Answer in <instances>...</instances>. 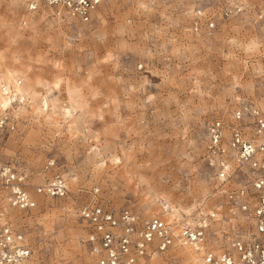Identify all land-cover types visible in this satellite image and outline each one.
<instances>
[{
  "label": "rangeland",
  "instance_id": "obj_1",
  "mask_svg": "<svg viewBox=\"0 0 264 264\" xmlns=\"http://www.w3.org/2000/svg\"><path fill=\"white\" fill-rule=\"evenodd\" d=\"M229 1L104 0L83 23L48 7L30 11L25 0H0V74L34 93L0 106L15 123L0 136V166L24 173L38 201L32 210L13 208L0 186V222L32 248L20 264H95L89 228L75 210L94 187L107 206L131 208L142 221L162 219L155 200L177 205L187 225L199 208L214 214L212 249L251 227L230 212L228 196L251 174L231 164L221 180L224 170L210 164L206 150L216 118L231 125L244 105L264 107V19L223 16ZM197 19L215 28L196 32ZM55 173L66 178L69 195H36L35 186ZM177 247L176 239L152 264H186Z\"/></svg>",
  "mask_w": 264,
  "mask_h": 264
},
{
  "label": "built area",
  "instance_id": "obj_2",
  "mask_svg": "<svg viewBox=\"0 0 264 264\" xmlns=\"http://www.w3.org/2000/svg\"><path fill=\"white\" fill-rule=\"evenodd\" d=\"M30 11L41 7L50 8L56 15L83 23H89L104 0H25ZM36 5L35 8L32 5ZM222 14L234 18L241 14L257 20L264 19V0H230L222 7ZM202 24L194 23L196 32L206 28L212 30L211 19ZM264 94V78L261 82ZM20 102L12 100V103ZM239 115H236V114ZM14 129L10 113L0 115V136L6 129ZM264 107L256 104L244 105L234 112L233 121L226 124L216 118L209 124L206 140L207 158L211 165L224 170V164H234L235 170L246 175L247 183L229 193L230 212L242 214L251 222L248 230L227 238L221 250L215 252L207 247L214 214H203L198 209L195 222L186 225L179 237L182 244L195 245L203 250L198 264H264ZM255 148L254 153H247ZM49 161L47 168H53ZM262 185V187H257ZM0 186L6 192L9 205L19 210H32L37 198L27 189L26 175L9 165L0 166ZM36 195L51 198H66L69 187L66 178L59 173L34 188ZM65 210L66 207L64 206ZM76 213L89 228L87 242L95 264H152L175 246L171 226L160 218L145 221L131 208L115 209L103 202L99 187L92 190L91 199L76 204ZM4 211L0 212L1 218ZM226 234V233H225ZM224 234V235H225ZM215 244V243H214ZM218 244V243H217ZM114 254V255H113ZM32 255V248L23 233L9 222H0V264H20ZM212 259L209 260L208 257Z\"/></svg>",
  "mask_w": 264,
  "mask_h": 264
},
{
  "label": "bare ground",
  "instance_id": "obj_3",
  "mask_svg": "<svg viewBox=\"0 0 264 264\" xmlns=\"http://www.w3.org/2000/svg\"><path fill=\"white\" fill-rule=\"evenodd\" d=\"M6 76L7 75L0 74V103L6 102V101H8V99H11V98H12L11 100H15V99H17V97L21 101L33 98L34 93H32L33 91L32 92L30 91L28 86H26L24 84H21V81L16 79L15 76H14V79H12L11 81L9 80V78L6 79ZM7 80L9 82H7ZM10 83H11V87L13 88V89L11 88L12 91H11V89L8 86V85H10ZM11 93H13L12 96L10 95ZM6 95H10L11 97H8ZM70 100H71V98H70ZM73 101H74V99H73ZM71 106H73L74 109H72L70 107H66V109H65L66 110V114L69 115V116L72 115L73 110L75 111V105L72 102H71ZM123 160H124L123 158L121 159L119 157H116L114 159L115 163H117V164H119V163L121 164L123 162ZM162 196H164V195H162ZM163 198H161V200ZM163 200H166V198H164ZM167 200L165 202H163L162 204L160 203L159 200H155V204L153 203V210L156 211V214L159 215L162 218L163 221H165L168 225L171 226V229L173 231V235L177 239V246H178L176 248V255L175 254L174 255L176 256V258H182V260L186 264H198L200 262V256L203 254V250H201V249L198 250L197 249L198 247L196 248L195 245H188V244L183 245L182 244V241L180 240L179 237L182 234L183 228L186 227L187 224L183 223L182 220L180 222L177 219L178 216H180V214H181V210H180L179 207H177V205L172 204V205H170V207H169V204L168 205H166V204L164 205V203H166ZM186 213H188V215H193V214L190 213V211H187ZM176 239H175V242H176ZM211 245L212 244L208 242V246H211ZM213 250L215 252H217V251L221 250V247L220 248L216 247L215 249L213 248Z\"/></svg>",
  "mask_w": 264,
  "mask_h": 264
},
{
  "label": "snow or ice",
  "instance_id": "obj_4",
  "mask_svg": "<svg viewBox=\"0 0 264 264\" xmlns=\"http://www.w3.org/2000/svg\"><path fill=\"white\" fill-rule=\"evenodd\" d=\"M32 7L35 8L36 5L33 4ZM59 67H60V66L57 65V68H59ZM140 67L143 68V64H141ZM55 87H56V88H59V87H60V83L57 82L56 85H55ZM150 99H151V98H150ZM10 103H11V101L8 100V101H6V102L0 103V106H2V107H4V108H8ZM44 107H45V108L48 107L47 102H45ZM236 115H239V114L237 113ZM99 119L103 120L104 117H103V116H100ZM262 143H264V142H262ZM255 151H256L255 148H248V149H247V153H248V154H250V153H254ZM117 162H118V161H117ZM230 172H231V166L228 165L227 163H225V164H224V171L221 172V173L219 174L220 179H221V180H224V179L226 178V175H229ZM257 187H262V185H257ZM113 255H114V254H113ZM208 259L211 260L212 257L209 256ZM229 264H231V262H229Z\"/></svg>",
  "mask_w": 264,
  "mask_h": 264
}]
</instances>
